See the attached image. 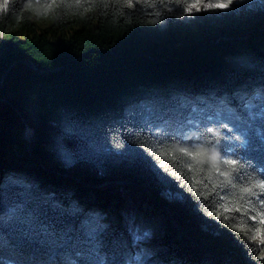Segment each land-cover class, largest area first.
Returning a JSON list of instances; mask_svg holds the SVG:
<instances>
[{
	"label": "trees",
	"instance_id": "1",
	"mask_svg": "<svg viewBox=\"0 0 264 264\" xmlns=\"http://www.w3.org/2000/svg\"><path fill=\"white\" fill-rule=\"evenodd\" d=\"M197 1L8 0L0 264H264V0Z\"/></svg>",
	"mask_w": 264,
	"mask_h": 264
},
{
	"label": "snow or ice",
	"instance_id": "2",
	"mask_svg": "<svg viewBox=\"0 0 264 264\" xmlns=\"http://www.w3.org/2000/svg\"><path fill=\"white\" fill-rule=\"evenodd\" d=\"M231 2H232V0H228L227 3L210 4V5H207V6L208 7H214V8H227L229 6V4H231ZM0 7L4 8L6 10L8 8V0H4V4L0 5ZM192 7H196V5H193ZM197 10H199V9L197 8ZM180 151L181 152H186L185 149H180ZM201 154L202 153L199 152V151L195 152V153L187 152V155H190V156H193V157L199 156ZM223 163L235 166L238 163V161L235 160V159H231V160H225V161H223ZM233 170H235V169H233ZM217 171H219V169H217ZM221 174L224 175L225 173H221ZM257 187H259L260 189H264V183L258 184ZM244 191L245 192H251V189L246 188ZM253 194H255V193H253ZM232 210L233 209H231V208L227 209V211H232ZM234 210L239 212V211H241V208L237 207ZM261 224L264 225V220H261ZM256 232L259 235L260 243L264 244V232H261V230H259V229H257ZM255 238H256V236L254 235L252 237V239H255Z\"/></svg>",
	"mask_w": 264,
	"mask_h": 264
},
{
	"label": "rangeland",
	"instance_id": "3",
	"mask_svg": "<svg viewBox=\"0 0 264 264\" xmlns=\"http://www.w3.org/2000/svg\"><path fill=\"white\" fill-rule=\"evenodd\" d=\"M4 3H0V5H3ZM210 4H214V3H212L211 1H209V0H198L196 3H194V4H191L190 5V7H189V9L191 10V11H193L194 13L195 12H201L204 8H206V7H208L207 5H210ZM193 5H196V7H192ZM197 8L199 9V10H197ZM3 8L2 7H0V11L2 10ZM41 23H45V21H41ZM165 195H167L168 197H170V198H175V197H178L179 196V194H175V193H172V192H166V194ZM255 240H257V241H260L259 240V235H257L256 236V238H255Z\"/></svg>",
	"mask_w": 264,
	"mask_h": 264
},
{
	"label": "water",
	"instance_id": "4",
	"mask_svg": "<svg viewBox=\"0 0 264 264\" xmlns=\"http://www.w3.org/2000/svg\"><path fill=\"white\" fill-rule=\"evenodd\" d=\"M8 69H9V68H7V69L4 71V73L1 75V83H3V81H4V78H5V76H4V75H6V74H7V71H8Z\"/></svg>",
	"mask_w": 264,
	"mask_h": 264
}]
</instances>
